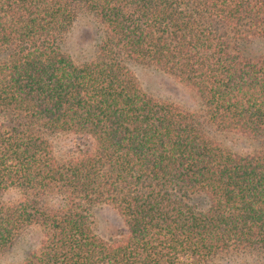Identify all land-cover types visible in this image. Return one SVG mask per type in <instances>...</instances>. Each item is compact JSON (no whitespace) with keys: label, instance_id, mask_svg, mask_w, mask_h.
Returning <instances> with one entry per match:
<instances>
[{"label":"trees","instance_id":"16d2710c","mask_svg":"<svg viewBox=\"0 0 264 264\" xmlns=\"http://www.w3.org/2000/svg\"><path fill=\"white\" fill-rule=\"evenodd\" d=\"M81 15L99 42L77 63ZM131 64L201 110L148 95ZM61 135L79 142L62 157ZM104 205L117 237L94 230ZM32 228L23 264H264V0H0V255Z\"/></svg>","mask_w":264,"mask_h":264},{"label":"rangeland","instance_id":"374dc122","mask_svg":"<svg viewBox=\"0 0 264 264\" xmlns=\"http://www.w3.org/2000/svg\"><path fill=\"white\" fill-rule=\"evenodd\" d=\"M99 42L96 24L90 16L81 15L63 43V50L77 63L89 61L95 55ZM131 71L137 77L142 89L148 95L162 102H169L190 112H198L202 105L199 97L174 78L165 73L143 65L131 64ZM218 140L227 148L247 153L253 150L251 141L235 135H220ZM53 146L58 156H65L78 146V139L72 135L55 136ZM16 193L7 196L13 199ZM94 230L102 238L117 237L123 229V221L111 206L96 207L93 211ZM40 233L36 228L25 231L13 247L0 255V264H23L28 254L36 248Z\"/></svg>","mask_w":264,"mask_h":264}]
</instances>
